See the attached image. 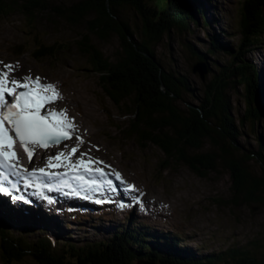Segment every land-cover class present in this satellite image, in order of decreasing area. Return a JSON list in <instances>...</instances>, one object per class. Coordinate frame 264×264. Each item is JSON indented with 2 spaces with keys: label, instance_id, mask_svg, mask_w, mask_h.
Wrapping results in <instances>:
<instances>
[{
  "label": "rangeland",
  "instance_id": "1",
  "mask_svg": "<svg viewBox=\"0 0 264 264\" xmlns=\"http://www.w3.org/2000/svg\"><path fill=\"white\" fill-rule=\"evenodd\" d=\"M41 1L47 4L48 9L37 13L31 22L21 5L11 15L0 17V68L4 65L15 66V71L9 76L11 80L30 76L33 79L39 77L42 84L56 85L61 96L53 107L58 110L69 109L74 116H78V125L85 134V141H80L74 132L73 139L55 145L56 148L53 146L57 151L55 155L64 152L72 162L78 163L80 154L87 153L83 159L86 162L93 161L90 166L106 169L112 175L118 172L126 178L125 187L131 184L137 191L128 190L131 195L124 201L117 198V194L116 198L111 195L115 192L108 188L97 195L100 202L94 201L84 207L65 205L60 209L54 207L57 204L53 203L50 196L53 206H42L43 217L35 213L39 211L38 208L31 207L34 200L5 198L0 200V213L10 220V229L16 235L31 232L27 235L28 240H35L39 234L46 232L62 243L83 246L107 240L123 226L138 223L137 226L147 228L149 233L179 236L180 247L197 255L217 256L237 248L248 250L260 261L264 260V194L258 192L256 199L251 201L237 194L226 161L234 160L256 177L263 174L264 164L256 154L264 142V117L252 124L239 123L247 110L245 86L232 83L227 92L232 104L230 113L242 133L234 142L236 149L224 156L225 160L222 158L219 161L215 171H207L206 176H201L186 162L171 161L154 145L144 147L135 139H126L130 117L125 116V113L130 109H119L113 103L101 84L100 76L93 71L90 58L79 48V42L88 36L106 58L116 63L121 54L119 36L112 33L106 39H101L90 32L93 16L79 24L62 16L64 10L81 0ZM202 1L208 11L204 16H197L200 27L191 25L188 32H172L156 49V57L165 69L187 76L192 84V92L182 96L180 105L183 108L196 106L197 99L204 95L212 79L231 62L230 57L220 51L215 55L209 53L214 38L233 50L243 38L239 29L241 0ZM116 14L132 30L140 33L142 17L136 9L121 6L117 8ZM36 40L46 45L64 44L66 51L54 59L38 62L33 56ZM20 46L26 53L19 58L17 54ZM191 48L206 54L209 60L199 61ZM245 56L248 65L261 68L264 76V44ZM214 62H217L216 66L211 65ZM202 63L208 70L206 80L193 73V68ZM24 82L34 84L31 80ZM48 93L52 95L50 91ZM41 114L46 115L43 111ZM224 143L218 138L220 146L215 147L209 139H205L201 151L191 150L189 154L192 159L200 154H221L219 149ZM232 143L229 141L227 145ZM31 145L45 150L38 143ZM73 145L82 148L75 155H70L69 148ZM35 156L32 165L35 168L44 163L48 166L46 158L52 157L48 154L39 162V153L36 152ZM20 160H26L25 154ZM0 196L3 197L2 194ZM77 200L78 203L83 201ZM129 203H133V206ZM75 212L78 214L75 215ZM0 264H4L1 248ZM19 264L38 263L27 258ZM134 264L153 263L141 260Z\"/></svg>",
  "mask_w": 264,
  "mask_h": 264
},
{
  "label": "trees",
  "instance_id": "2",
  "mask_svg": "<svg viewBox=\"0 0 264 264\" xmlns=\"http://www.w3.org/2000/svg\"><path fill=\"white\" fill-rule=\"evenodd\" d=\"M19 5L30 22L37 13L48 9L41 0H0V17L16 12ZM121 6L133 7L141 15L140 33L115 14ZM207 11L202 0H84L63 11L67 19L76 24L95 13L90 32L101 39L113 32L119 35L122 52L116 63L106 58L88 36L79 42V48L90 58L93 71L100 76L113 103L119 109H130L125 113L130 117L126 139H135L144 147L154 145L171 161L186 162L201 176L215 171L224 155L236 149L234 142L242 135L230 113L232 104L227 92L232 83L247 89V110L238 122L252 124L264 117V76L261 68L249 66L245 58L247 53L264 44V0H241L239 29L243 38L239 46L235 50L226 48L214 38L209 50L211 55L218 51L228 55L231 62L212 79L204 95L197 99L196 106L183 108L180 105L182 96L192 92V84L187 76L165 69L156 57V49L172 32H188L191 25L200 27L197 16H204ZM19 48L17 56L20 58L26 51L22 46ZM34 49L33 56L38 62L54 59L66 51L64 44L46 45L38 40ZM191 49L199 61L209 60L206 54ZM211 65L216 66L217 62ZM218 138L225 142L219 149L221 154H200L192 159L191 150L201 151L205 139L219 147ZM229 141L233 143L228 146ZM263 153L264 142L256 154L264 164ZM227 166L237 194L250 201L256 199L258 192L264 194V172L256 178L233 160ZM10 224L0 213V248L4 264H19L27 258L38 264H134L141 260L153 264L264 263L250 251L237 248L217 256L197 255L180 247L179 236L149 233L147 228L137 226L138 223L123 226L107 240L83 246L62 243L46 232L35 240H28L31 232L16 235Z\"/></svg>",
  "mask_w": 264,
  "mask_h": 264
},
{
  "label": "snow or ice",
  "instance_id": "3",
  "mask_svg": "<svg viewBox=\"0 0 264 264\" xmlns=\"http://www.w3.org/2000/svg\"><path fill=\"white\" fill-rule=\"evenodd\" d=\"M14 71V65H4L3 68H0V167L13 172H18V169H20L26 174L29 169L14 163V161L19 160V154L15 150L16 138L24 146L29 163H31L32 157L35 155L34 150L29 147L31 143H38L47 150L50 146L73 139L75 127L72 120L65 116L66 110L49 112L47 115L41 114L45 105L54 103L60 98V93L56 90L55 85L42 84L39 77L33 79L30 76H24L19 80H10L9 76ZM29 80L36 85V89L31 88L28 83L24 82ZM20 88L25 90L18 91ZM48 91L52 93L51 96L47 95ZM9 98H11V102H9ZM78 139L82 141L83 138L78 137ZM78 152L79 145L69 148L70 155H75ZM86 155L87 153H81L79 162L74 163L71 161L70 156L66 157L64 152H59L55 156L47 158L48 167H68L73 170L75 179L86 188L90 186L98 189L100 185L95 180L85 178L87 171H91L90 165L93 163L91 160L86 162L83 159ZM53 160L58 163H51ZM99 163L102 164L103 161H99ZM78 169H84L85 173H77ZM95 171L101 175H107L103 169L96 168ZM31 172L33 175L39 173L49 177L60 175L59 173L46 172L45 168L32 169ZM115 175L117 179H120L118 172ZM64 183H68V181L65 179ZM111 186L109 181V187ZM12 187H15V185ZM127 188L135 190L131 184L127 185ZM0 193L8 194L12 198L9 187L0 186ZM77 194L79 193L77 192ZM15 199L23 200V197H15Z\"/></svg>",
  "mask_w": 264,
  "mask_h": 264
},
{
  "label": "bare ground",
  "instance_id": "4",
  "mask_svg": "<svg viewBox=\"0 0 264 264\" xmlns=\"http://www.w3.org/2000/svg\"><path fill=\"white\" fill-rule=\"evenodd\" d=\"M10 64V63H9ZM14 74H12V76H13ZM15 77V76H14ZM19 77V76H18ZM12 78H10V80H11ZM15 79V78H14ZM20 79V78H19ZM31 88H33V89H36V85L35 84H32V85H29ZM55 88H56V90L58 91V89H57V87H56V85H55ZM18 90H20V91H24L25 89H18ZM59 93H60V91H58ZM47 95H49V96H51V94L50 93H48L47 92ZM61 96V95H60ZM67 97V96H66ZM59 101V99H57L54 103H51V104H47V105H45V107L42 109V111L47 115L49 112H59V111H61V110H58V109H56L55 107H53V105L56 103V102H58ZM79 104V103H78ZM75 106V105H74ZM65 110V109H64ZM65 116L67 117V118H69V119H71L72 120V123H73V125H74V127H75V132L78 134V136L79 137H82L83 139H84V141H85V137H84V135H83V133L81 132V130H80V128H79V125H80V122H78V119H77V117L76 116H74V114H72L70 111H69V109H67L66 111H65ZM74 118V119H73ZM79 124V125H78ZM83 132H85V131H83ZM82 139V140H83ZM81 141V140H80ZM93 142V141H92ZM19 143H20V141H19ZM34 144V143H33ZM88 145V144H87ZM74 146V145H73ZM29 147H31L33 150H34V152H35V154H36V152L37 153H39V156H40V160H38L39 162H42L43 160H44V157L45 156H47L48 154H50L51 156H55V153L57 152L56 150H55V148H56V146H52V147H50V148H48L47 150H43L42 148H36V147H34L33 145H29ZM64 147V146H63ZM79 148H82V147H79ZM15 150L18 152V154H19V159H23V156H24V154H27L26 152H25V150H24V147H23V145L20 143V145L19 146H15ZM41 150H43V151H41ZM61 152V151H60ZM47 159V158H46ZM35 161V160H34ZM46 161V160H45ZM45 164V163H44ZM126 176V175H125ZM106 178L107 179H109L110 181H111V183H112V186L109 188V189H112L111 191L113 192H115V194H113V193H111V195H113L115 198H116V194H117V198H122V200H124L125 201V199H127V198H129V196L131 195V193H129V189L127 188V186L125 187V184H126V178L125 177H123V176H121L120 175V179H117V177H116V175L115 174H111V173H109V171H107V175H106ZM123 181V182H122ZM128 181V180H127ZM127 189V191H125ZM105 191L107 190V188H105L104 189ZM104 190H102L101 192H99L97 195H101V193L104 191ZM135 191H137V189H135V190H133V192H135ZM12 193L14 194V195H16V196H20V192H13L12 191ZM95 193L94 194H92V195H90V196H88V198H86V197H82V199L83 200H85V198L86 199H94V198H96L97 197V195H96ZM136 194V193H135ZM1 195V194H0ZM3 197H1L0 196V200H4L5 198H7V199H13V200H16L15 198H14V196L12 195V198H10L9 197V195H5V194H3L2 195ZM50 196H52V198H53V203H56L57 205L56 206H54V207H57L58 206V208L59 207H61V206H65V205H73V204H75V203H78V202H76V201H79V200H77V199H75L74 197H72V196H66V197H64V198H61V197H57L56 195H54V194H50L49 195V198L48 199H41L39 196H32L31 194H27L25 197H23V200H25V199H31V200H34V202L35 203H32L33 204V206H34V209H39V211H36L35 213H38L40 216H42L43 217V215H45L44 213H43V210H42V206L43 205H45L46 207H48V208H52V206H53V204H52V199H51V197ZM119 196V197H118ZM72 199V200H69V199ZM143 198V197H142ZM66 200H69V201H66ZM76 200V201H75ZM16 201H18V200H16ZM127 202V201H126ZM22 204V203H21ZM31 204V203H30ZM131 206H133V203H129ZM14 207H17L16 205L14 206ZM25 208H27V207H25ZM30 209V208H29ZM46 211V210H45ZM57 211V210H56ZM45 218V217H44ZM56 218V217H55ZM46 219V218H45Z\"/></svg>",
  "mask_w": 264,
  "mask_h": 264
},
{
  "label": "water",
  "instance_id": "5",
  "mask_svg": "<svg viewBox=\"0 0 264 264\" xmlns=\"http://www.w3.org/2000/svg\"><path fill=\"white\" fill-rule=\"evenodd\" d=\"M82 1H84V0H81L80 2H78L77 4H79V3H81ZM76 5V4H75ZM75 5H73V6H75ZM72 6V7H73ZM107 6L109 7V4H107ZM71 8V7H70ZM69 8V9H70ZM65 11V10H64ZM115 14H116V12H115ZM95 13H91L90 14V16H93V18H92V20L91 21H93L94 20V18H95ZM62 16L63 17H65L66 19H67V17H66V15L64 14V12H62ZM89 16H87V18H88ZM86 18V19H87ZM67 20H69V19H67ZM91 21H90V24H91ZM76 24V23H75ZM79 24V23H78ZM114 33V32H113ZM115 34H117V33H115ZM118 35V34H117ZM119 36V35H118ZM121 41V40H120ZM121 52H122V46H121ZM121 55V54H120ZM193 73L194 74H199L200 75V77L202 78V80H206V76H207V74H208V70L206 69V66L202 63V64H198V65H196L194 68H193ZM65 142V141H64ZM60 144H62V143H58L57 145H60ZM220 146V145H219ZM50 147H52V146H50ZM49 147V148H50ZM221 148V147H220ZM231 153V152H230ZM229 153V154H230ZM228 154V155H229ZM228 155H224V156H228ZM224 160H225V158H224ZM227 161V163L230 161V160H226ZM232 161V160H231ZM234 161V160H233ZM263 172H264V170H263ZM253 175V174H252ZM254 176V175H253ZM262 176V175H261ZM261 176H259V177H256V178H260Z\"/></svg>",
  "mask_w": 264,
  "mask_h": 264
}]
</instances>
